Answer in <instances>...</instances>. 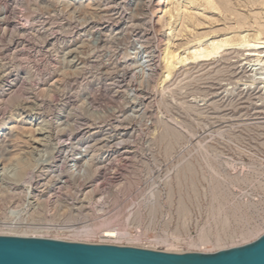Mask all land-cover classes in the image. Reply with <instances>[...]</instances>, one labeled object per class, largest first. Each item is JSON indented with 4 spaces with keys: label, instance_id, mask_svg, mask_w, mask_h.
Returning a JSON list of instances; mask_svg holds the SVG:
<instances>
[{
    "label": "rangeland",
    "instance_id": "374dc122",
    "mask_svg": "<svg viewBox=\"0 0 264 264\" xmlns=\"http://www.w3.org/2000/svg\"><path fill=\"white\" fill-rule=\"evenodd\" d=\"M233 1L250 27L206 10L198 32L251 39L264 5ZM154 2L0 0V235L204 254L264 235V66L163 81L186 40Z\"/></svg>",
    "mask_w": 264,
    "mask_h": 264
},
{
    "label": "water",
    "instance_id": "95a60500",
    "mask_svg": "<svg viewBox=\"0 0 264 264\" xmlns=\"http://www.w3.org/2000/svg\"><path fill=\"white\" fill-rule=\"evenodd\" d=\"M0 264H264V235L211 254L0 236Z\"/></svg>",
    "mask_w": 264,
    "mask_h": 264
},
{
    "label": "bare ground",
    "instance_id": "6f19581e",
    "mask_svg": "<svg viewBox=\"0 0 264 264\" xmlns=\"http://www.w3.org/2000/svg\"><path fill=\"white\" fill-rule=\"evenodd\" d=\"M238 1L240 2V0ZM242 1H245L242 3L249 2V3H255V5L257 2H259L260 4L264 5L263 0L261 1L242 0ZM233 2H234L233 0H155L153 5V11L154 13L160 15L158 18V22L161 23L164 19L166 21L167 20L171 21L172 23L173 22L177 23L176 21H179L180 22L179 25L181 26L180 29L177 31V36L181 37V39L183 40L184 39L186 40L185 44L183 45L184 48L181 51L182 53H177L176 49H172L170 44L166 43V46L163 50L164 53L163 81L166 80L165 78L166 77L168 78V76L180 66H185L187 64H192V63L213 61L217 58L219 59L225 58L226 56H229L232 52H238V51L244 52L246 57L249 58L251 57L254 59L256 58V61L262 63L261 65L264 66V43H262L263 41L261 43L260 42L258 43V41L262 40L261 36L264 34V23L262 22L261 16L258 17V15L254 14L253 25H255L257 30L251 39L249 38V35H241L237 33V35L233 37H223L218 40V39H212L214 38L215 31L208 33L198 32L200 29H202L200 21L203 19V17H201V19H198L197 16H201V13L205 12L206 10L220 11L221 14H224L225 16L224 19H226V21L232 19L235 20V23L239 29L246 26L250 27L252 23L249 24L250 21H248V17H246L245 15L241 14L236 9H234V5L237 3H234L233 5ZM169 5L171 7H169ZM193 10L199 12H195ZM171 27L172 25L169 28L170 30L172 29ZM231 28L233 29V27H231L230 25L229 29L231 30ZM102 232L108 233L109 229H105ZM35 234L36 233H32L30 235L6 234L0 236H14V237H23V238H46ZM114 235L118 239L124 237L123 234H119V233ZM69 242H75V241H69ZM146 250H152V249L148 248ZM220 250L222 251L224 249H220ZM152 251H156V250H152ZM163 252L175 253V254L192 253V252H180L174 249H166V251Z\"/></svg>",
    "mask_w": 264,
    "mask_h": 264
}]
</instances>
